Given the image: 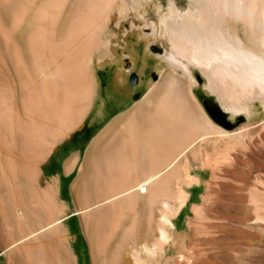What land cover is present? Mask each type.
Instances as JSON below:
<instances>
[{
    "label": "bare ground",
    "instance_id": "bare-ground-1",
    "mask_svg": "<svg viewBox=\"0 0 264 264\" xmlns=\"http://www.w3.org/2000/svg\"><path fill=\"white\" fill-rule=\"evenodd\" d=\"M151 1L154 0H0V16L5 26L3 29L11 35V40L8 39L13 43L12 46L14 45L12 48L6 42L7 47L4 51V43L0 36V125L5 132L3 134L0 132V230L5 244L9 243V239H14L16 232H19V241L13 242L12 247L11 244L7 246L10 247L11 253L15 249L22 252L23 256L21 257L24 261L27 260L31 263L34 255L43 260L48 259L52 264L55 261L61 262L63 259L60 255L61 251L55 249L50 243L42 244V241L37 244L33 243V241L39 240L43 234L50 236L61 229L59 225L61 220L60 217H57L58 204L54 198V182L38 185L34 181L39 159L44 157L52 146L50 142L46 141L47 137L44 139V128L50 126L48 130L50 132L57 131V136L64 133L68 129V125H65L66 122L62 123V117L67 114L69 105L66 104L73 97L75 102L71 104V110L73 109L72 105L78 104H76L75 109L76 107L77 109H74V112L70 111L73 118L67 119L71 124L75 117L83 114L91 90L90 82L83 70V63H80L77 57L68 68L63 69L62 67V64L69 62L68 55L70 53L75 50L74 54L82 57L89 45L79 49L71 48L68 55L64 54L60 48L54 49L53 54L52 50L49 52L50 54L45 53L48 51L44 52V49L38 44V40H36L37 42H28L29 35L31 37V34L36 33L39 29L36 25L39 19L49 20L50 27L55 34L68 33L66 44L69 41L76 40L78 42L80 35H88L93 31L94 24L103 23L110 13H120L123 6H128L126 15L133 11L138 12V18L142 20L139 28L145 26L152 28L151 33H144L145 37L152 36L159 39L163 43L166 57L171 63L181 65L188 71V63L195 64L206 76L211 77V83H216L219 78H222L218 76H228V78L231 77L234 81L245 85L257 86L264 93V50L260 47L259 50L246 47L240 34L231 32L227 26L229 23L227 24L226 20L222 19L224 15H227V18L231 16L233 19L240 18L244 21L243 28H247L248 24L249 29H252L256 23V21L254 24L251 23L253 22L251 21L253 12L255 13L254 10L257 8L256 0L253 3H249L248 0H194L203 7L192 10V12L189 9L181 11L173 1H170V9L166 13L163 12L162 5L156 3V15H159L156 20L150 18L148 4ZM218 10L222 12V15L217 13L221 19L219 16H214ZM255 19L259 23L257 27L262 30L261 40H259L261 45H264V9L261 10L260 16H255ZM132 25H134L132 30L138 27L134 23ZM257 31L258 29L255 30V32ZM250 32L253 33V31ZM167 44L170 45L168 50ZM17 53L22 58L31 61L28 66L30 75L34 79L30 85L24 86V76L22 75L24 73L21 74V70L18 68L15 70L20 80V95L22 99H27V102H24L25 109L30 115L16 130L13 124L9 125L6 119L7 105L2 100L1 94L5 89H2L1 85L4 86L2 82L5 78V81L7 80L10 70L2 64L1 58L13 60ZM128 72L129 70H125L122 75L128 76ZM192 79H194L193 76ZM164 84L167 85V81L160 83L159 86H164ZM208 87L210 88V83ZM170 96L164 93L154 97L149 93L133 111H144L149 118L159 120L166 127L167 134L163 137L166 136L165 139L168 142L173 141L174 143L177 140L181 143L180 145H185L188 141L199 137L200 135L197 136L196 133L200 131L195 126H193L195 128L192 129L193 131L189 130V133L185 130L184 126L190 122V118L186 113L185 106L180 101L182 96L179 88L174 98ZM231 106L236 113L246 110L244 105L237 100L233 101ZM33 114H36L37 118ZM243 115L248 118L246 114ZM150 135L153 136V134ZM48 137L50 136L48 135ZM112 138L114 137L106 138V135L102 134L93 141V148L97 150L100 146L107 147L109 141L113 140ZM156 140V137H150V142ZM167 146L165 144L164 148ZM151 148L149 151L143 150L147 155L145 156L149 158L148 161L143 158L144 153L141 155L139 153L140 159H143L141 163L143 165L145 163V166L152 165V163L157 166L161 163L157 164L158 158L157 162H153L156 156L152 160L153 149L151 150ZM161 149H163L162 146ZM170 149L167 150L170 151ZM157 156L160 155L157 153ZM74 161L75 158L69 160L66 168L69 169ZM172 166L174 169L170 173L176 180L174 187L170 185L173 182L168 175V169L155 174L150 168L148 174L143 170L141 175L130 180L131 182L128 184L119 182L113 187L110 186L111 188L105 189L104 187L106 190L104 194L97 193L101 189L99 188L100 182L98 189H95L97 192L94 191L95 195L86 192L89 185L85 188L87 193L84 195L87 205L85 211L91 209L100 215V219L87 224L95 264H162L169 251L167 250L168 245L177 251V243L174 241L175 233L173 232L176 228L174 218L191 197L189 191L183 190V184H192L201 180L199 176L189 173L190 176L186 181L181 175L184 166L183 160H178ZM80 184L81 178L79 177L75 182V190L78 191ZM96 184L98 183L96 182ZM140 200L142 204L138 202ZM193 210L198 213L200 206L194 205ZM182 249H179L180 252L177 251V254L180 253L177 264H185L186 258L196 255L194 243L190 244L188 251L185 248L186 251ZM22 260L19 259V264Z\"/></svg>",
    "mask_w": 264,
    "mask_h": 264
},
{
    "label": "rangeland",
    "instance_id": "rangeland-1",
    "mask_svg": "<svg viewBox=\"0 0 264 264\" xmlns=\"http://www.w3.org/2000/svg\"><path fill=\"white\" fill-rule=\"evenodd\" d=\"M170 1H173L181 11L189 9L192 12V10L203 7L194 0H154L148 4L150 18L155 20L159 18V15H156V3L157 5L161 4L163 12L166 13L170 9ZM248 2L253 3L255 0H248ZM256 5L257 8L254 10L256 14L253 12L251 19L252 24L255 21L256 23L253 27L250 23L252 29H249L248 24L244 29V21L240 18L234 17L235 19H233L232 16V18H227V15H224L222 19L226 20L227 24L229 23L227 26L231 32L240 34L246 47L254 50H259L260 47L264 50V45H261L260 41L262 30L257 27L259 24L257 20H254L255 16H260L261 10L264 9V0H256ZM127 7L123 6L120 13H110L103 23L94 24L93 31L88 35H80L78 42L75 40L65 44L69 34H55L46 18L39 19L36 24L39 28L38 31L31 34V37L29 35L28 42H37L36 40H38V44L44 49V52L48 51L45 52L47 54H50L51 50L53 54L54 49L60 48L64 54L68 55L71 48L79 49L89 45L82 60L81 56L78 55V57L77 54H74V50L68 55L69 62L62 64V67L63 69L68 68L77 57L80 63H83L84 73L91 85L83 114L81 113L82 115L77 117L74 115L75 118L71 124L67 119L73 118L70 111L75 109L77 103L72 105V110L71 104H74L75 98L73 97L66 104L69 105L67 114L62 117V123L66 122L65 125H68V129L64 133L57 136V131L50 132L48 130L50 126L44 128V139L47 137L46 141L50 142L52 146L44 157L39 159L37 164L39 175L36 173L34 182L38 185L54 182V198L58 204L57 217H60L61 229L56 232L57 234L54 233L50 236L43 234L39 240L33 241V243L37 244L41 241L42 244L50 243L55 249L61 251L62 261H55L54 264H95L87 224L100 219V215L91 209L85 211L86 198L81 194L82 192L79 196L74 193L73 179L86 158L92 136L104 126L108 119L128 108L132 100V102H136L134 100L140 99L137 102L141 103L151 88L155 89L160 83L167 81V85L156 87L157 92L153 96L158 97L167 93L171 95V98H174L179 88L182 96L180 101L185 106L191 122L183 126L188 131L187 133L189 130L199 129L200 132H197L196 135L200 136L195 138L196 140L188 141L185 145H180L181 143L177 140L174 143L173 141L168 142L165 139L166 136L163 137L167 134L166 127L159 120L151 119L143 112L145 115L143 121L148 123L147 131L149 128L152 129L148 131L149 133L146 131L145 134L149 139H147L146 151H149L153 145L151 148V150L153 149L152 160L156 156L153 162H157V158V164L164 160L166 162L164 161L163 165L160 163L161 165L156 166L155 163H152V165L145 166V163L144 165L141 163L143 159H140V155L144 153L145 149L144 151L138 150L135 166L137 176L141 175L143 170L148 174L150 168L155 174L168 169V175L173 182L170 185L174 187L176 180L170 171L174 169L172 165H175L178 160H183L184 166L181 175L186 181L190 176L189 173L200 177V182L183 184V190L189 191L191 197L174 218L176 228L173 232L175 233L174 241L177 243V251L182 248L188 251L191 243H194L196 247V255L186 258L185 264H264V93L256 85V87L245 85L234 81L231 77L228 78V76H218L222 78H219L216 83H211V77L206 76L197 65L188 63V71L181 65L171 63L166 57L163 43L152 36L145 37L144 33H151L152 28L150 26L139 28L142 20L138 18V12L133 11L126 15L129 8ZM217 13L222 15V12L218 10L214 16H217ZM220 15H218L219 18ZM132 23L138 25L134 30H132L134 27ZM3 28L5 26L0 16V36L5 45V47L3 45V49L6 51L7 44L12 48L14 45L12 46L13 43L10 41L11 35ZM254 28L258 31L255 32ZM167 46L168 50L170 45L167 44ZM16 59L17 61H15ZM1 62L10 70L7 80L5 81V78L2 82L4 86L1 85L2 89H5L4 93L2 90L1 95L3 102L7 105L6 119L9 125L13 124L17 130L24 119L27 120L30 115L25 109L27 99L21 98L20 80L15 70L18 68L21 70V74L24 73L22 74L24 86L30 85L34 79L30 75L28 66L31 61L22 58L17 53L13 60L2 57ZM16 63L20 64L18 66L22 68H19ZM53 64L55 63L53 62ZM13 65L14 67H12ZM125 70H129L128 76L122 75ZM133 75H136L137 81L130 84V77ZM209 83L210 88L208 87ZM204 93L215 99L226 111L228 117L233 118L236 114L243 113L248 118L230 128L233 130L225 129L221 124L215 123L214 117L205 109L201 100L205 96ZM236 100L244 105L245 111L240 113L234 111L231 104ZM139 103H136L135 106L133 104L134 108ZM23 104L24 106H22ZM99 112H102L100 116ZM33 115L37 118L36 114ZM176 124L178 125V123ZM188 124L195 128H191ZM69 126L71 127L69 128ZM179 126L182 125L179 124ZM186 126L189 129H186ZM0 132L5 133L1 125ZM150 137H156L157 140L150 142ZM114 144L115 141H109L107 147H100L115 149ZM165 144L166 146L170 145L164 148ZM169 148H171L170 151L167 150ZM74 150L79 152L78 162L72 171L63 173L60 168L61 161ZM157 153L160 156H157ZM145 160L148 161L149 158L146 157ZM95 173L93 178L96 179L98 186L105 179H110L111 176V171L107 169L103 171L97 168ZM79 177L82 180V173ZM93 178L84 181V186H90ZM99 178L102 181L98 180ZM88 191H95L94 186ZM138 202L142 204L141 200ZM194 205L200 206L198 213L193 210ZM70 210H76V213L69 214ZM18 234L19 232H16L14 239H9V243L5 244L0 230V264H19V259L22 260V252L15 249L11 253L10 247L7 246L11 244L12 247L13 242L19 241ZM185 249L183 251H186ZM167 250L169 251L162 264H177L180 253L177 254L178 252L170 245L167 246ZM47 263L52 264L48 259L43 260L36 255L32 258L31 263L27 260L20 261V264Z\"/></svg>",
    "mask_w": 264,
    "mask_h": 264
},
{
    "label": "crops",
    "instance_id": "crops-1",
    "mask_svg": "<svg viewBox=\"0 0 264 264\" xmlns=\"http://www.w3.org/2000/svg\"><path fill=\"white\" fill-rule=\"evenodd\" d=\"M155 89L157 90L156 87H155ZM155 89L151 88L147 93H151L153 95V94H155V92H157ZM138 100H140V99L134 100L136 102H132L133 101L132 100L131 104L129 105L128 108H126V109L114 114L112 117H110L108 119V121L104 124V126L101 127L95 133V135L92 136L86 158L84 159L82 165L80 166L78 173L76 174V176L73 179L74 184H75L79 175L82 173L83 177L81 180L82 183L80 184V187H79L80 190H79V188H78V191L75 190V187L73 186V191L78 196H79L80 192H82L81 194L83 196L85 194H87L85 192L86 187L84 186V181H86L87 179L90 180L91 178H93V175H94L95 170L97 168L99 170L104 169L103 171H106V169L111 171L110 179H108V180L106 179L105 181H103V183H101V189H99V192H97V190H95L99 194H102V193L104 194L106 191L105 189H108L110 186L111 187L115 186L114 184H116V183L123 182L125 184H128L133 179L136 178L137 173L135 170V166L137 163L138 150L143 151L144 149H146V146L148 144L147 140H146L147 137L145 136L148 123H145L143 121L144 120L143 117H145V115L143 113L144 111H141V112L140 111H136V112L133 111V108L136 105V103H139V102H137ZM133 104H134V106H133ZM101 114H102V112H99L98 115L100 116ZM214 122L218 123L216 121H214ZM149 130H150V128H149ZM107 131H108V133H107ZM102 134H105L106 138L114 137V138H112V139H114L112 141H115V144H114L116 147L115 149L109 147V148H105V149L98 148L97 150H95L93 148V143H94L93 141H95ZM103 151H105V152H103ZM145 155H146V153H144V155H143L144 159L147 156V155L146 156ZM79 156H80L79 152L76 150L70 152L67 156H65L63 158V160L61 161V165H60L61 171L63 173H68V172L72 171L78 162ZM73 158H75L74 164L69 169H67L66 164L68 163L69 160H71ZM123 175L125 177H121ZM96 182H97L96 179L93 178L92 183L88 187V189H90L92 186H94V189H98L97 188L98 184H96ZM104 187H105V189H104ZM100 190H102V191H100ZM87 192L90 195L96 194V192H94V191L90 192L87 190Z\"/></svg>",
    "mask_w": 264,
    "mask_h": 264
},
{
    "label": "water",
    "instance_id": "water-1",
    "mask_svg": "<svg viewBox=\"0 0 264 264\" xmlns=\"http://www.w3.org/2000/svg\"><path fill=\"white\" fill-rule=\"evenodd\" d=\"M136 81H137L136 75H133L130 77V84H133ZM201 100H202V103L205 109L210 115H212V117H214L212 113L213 109L218 108L220 110V113L222 114V116L219 119L214 117V120L218 122L219 124H221L222 126H224L225 128H233L236 125H238L240 121L246 119V117L243 114H236L233 117V119H231L230 117L227 116L226 111L222 109L221 105L215 99L211 98L210 96L205 95L202 97ZM74 213H76V210H70L69 212V214H74Z\"/></svg>",
    "mask_w": 264,
    "mask_h": 264
},
{
    "label": "flooded vegetation",
    "instance_id": "flooded-vegetation-1",
    "mask_svg": "<svg viewBox=\"0 0 264 264\" xmlns=\"http://www.w3.org/2000/svg\"><path fill=\"white\" fill-rule=\"evenodd\" d=\"M204 95H207V94L204 93ZM207 96H209V95H207ZM212 113H213V116L217 119H219L222 116V114L220 113V110L218 108L213 109Z\"/></svg>",
    "mask_w": 264,
    "mask_h": 264
}]
</instances>
